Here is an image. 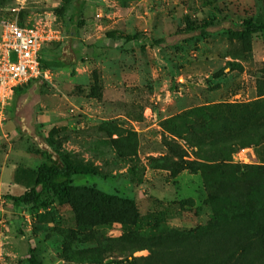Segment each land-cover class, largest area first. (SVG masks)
Listing matches in <instances>:
<instances>
[{"label": "rangeland", "instance_id": "374dc122", "mask_svg": "<svg viewBox=\"0 0 264 264\" xmlns=\"http://www.w3.org/2000/svg\"><path fill=\"white\" fill-rule=\"evenodd\" d=\"M83 4L76 30L71 0H0V25L11 19L58 30L62 40L46 48L54 53L74 30L88 45L112 31L140 38L0 97V264H152L148 248L169 231L216 226L210 191L231 202L233 213L259 189L251 167L264 166V136L242 132L245 112L224 105L264 101V33L179 32L214 17L264 24V0ZM46 138L92 173L75 177L72 192L48 210L17 207L9 196L35 185ZM234 138L258 140L240 173L231 170L233 159H201ZM202 164L228 166L233 188L206 187ZM97 193L134 202L138 220L129 206L107 205Z\"/></svg>", "mask_w": 264, "mask_h": 264}, {"label": "trees", "instance_id": "16d2710c", "mask_svg": "<svg viewBox=\"0 0 264 264\" xmlns=\"http://www.w3.org/2000/svg\"><path fill=\"white\" fill-rule=\"evenodd\" d=\"M83 2L84 0H71V9L74 13L71 23L76 30L83 15ZM225 24L228 27L225 28ZM219 27H224L225 31L242 39H249L264 33V24L253 18H243L240 22H235L220 17L201 22H190L179 33L190 37H204L209 35L212 29ZM76 30L61 47L59 54L54 53L51 49L46 50L48 45L43 48L40 56L43 71L52 72L72 68L77 65L79 60H96L102 57L107 50L123 48L131 42L140 43L138 35L131 36L119 31H112L107 33L105 40L88 45L79 39ZM153 43L160 45L165 43V39L154 40ZM34 81L36 80L27 84ZM21 90L22 87H19L15 93ZM224 106L245 112L244 117L250 122L242 128V132L264 136V132H262L264 130L263 100L249 104ZM46 144L47 148H42L45 160L35 172V185L21 195L9 196V199L17 207L48 210L61 195L72 192L75 177L87 176L92 173L84 160L73 159L60 152L50 138H46ZM256 144H258L256 139L239 140L234 138V140L222 144L223 146L221 145L224 152L205 150V156L201 159L219 163L228 161L233 159L234 154L240 150ZM197 145L203 147L204 140L200 139ZM218 165L202 164V171L199 169L204 177L206 187L218 189L230 184V189H232L235 181L229 174L228 166L226 172L224 166ZM251 169L254 171L251 175H256V178L252 180H256L253 182H256L259 189L242 196L244 202L237 212L230 213V210L234 208L233 204L227 199H218V195L210 191L209 201L214 212L216 226L212 229L201 227L189 232L169 231L166 235L159 237L156 245L148 248L150 256L147 261L152 264H264V166L251 167ZM241 171L242 167L238 172H233L240 173ZM248 178L245 179L246 182L252 181ZM97 195L99 201L107 205L129 206L134 213L135 221L138 220L134 202L104 193H97ZM256 198L258 204L255 203Z\"/></svg>", "mask_w": 264, "mask_h": 264}, {"label": "built area", "instance_id": "2783aa9c", "mask_svg": "<svg viewBox=\"0 0 264 264\" xmlns=\"http://www.w3.org/2000/svg\"><path fill=\"white\" fill-rule=\"evenodd\" d=\"M0 35V97L2 100L13 96L17 88L30 81L45 77L41 52L49 44L62 40L58 30L50 27L26 26L17 20H3ZM244 148L234 154L231 168L238 172L249 163Z\"/></svg>", "mask_w": 264, "mask_h": 264}, {"label": "crops", "instance_id": "0c3cea01", "mask_svg": "<svg viewBox=\"0 0 264 264\" xmlns=\"http://www.w3.org/2000/svg\"><path fill=\"white\" fill-rule=\"evenodd\" d=\"M67 69V68H66Z\"/></svg>", "mask_w": 264, "mask_h": 264}]
</instances>
